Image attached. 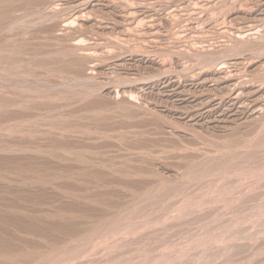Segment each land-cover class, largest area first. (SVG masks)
<instances>
[{
  "label": "rangeland",
  "instance_id": "1",
  "mask_svg": "<svg viewBox=\"0 0 264 264\" xmlns=\"http://www.w3.org/2000/svg\"><path fill=\"white\" fill-rule=\"evenodd\" d=\"M20 5L0 23V264H264V0Z\"/></svg>",
  "mask_w": 264,
  "mask_h": 264
},
{
  "label": "bare ground",
  "instance_id": "2",
  "mask_svg": "<svg viewBox=\"0 0 264 264\" xmlns=\"http://www.w3.org/2000/svg\"><path fill=\"white\" fill-rule=\"evenodd\" d=\"M31 1L32 0H0V23H2L6 18H7V16H8V14L10 15V12H11V14H12V12L14 13V10L15 11H17V10H19V9H21L22 7H23V5L21 6L20 4H24L25 6H30L31 7ZM34 1V0H33ZM16 2H19L18 4L16 3ZM15 4V6H13ZM11 6H13L12 8H11ZM11 8V9H10ZM20 11V10H19ZM16 14V13H15ZM22 15V14H21ZM12 16V15H11ZM17 17V16H16ZM10 18V17H9ZM8 19V18H7ZM11 19V18H10ZM9 19V20H10ZM13 19V18H12ZM26 19V18H25ZM17 20H19L18 19V17H17ZM22 20H23V18H22ZM22 20H20V21H22ZM12 21V20H11ZM24 21V20H23ZM8 22V20L6 21V23ZM14 22H16V21H14ZM10 23V22H9ZM13 23V22H12ZM8 24V23H7ZM11 24V23H10ZM14 24H16V23H14ZM20 25H21V23H19ZM26 24H28V23H26ZM6 25V24H5ZM17 25V24H16ZM15 25V26H16ZM25 25V24H24ZM29 25H31V24H29ZM12 27V26H11ZM1 28V27H0ZM17 29V28H16ZM240 40H242V39H240ZM17 49V48H16ZM25 50H27V49H25ZM21 53V52H20ZM14 54H15V52H14ZM19 54V53H18ZM4 55H7V54H4ZM22 55V54H21ZM6 57V56H5ZM5 57H3V58H5ZM7 57H8V55H7ZM12 58V57H11ZM6 59H8V58H6ZM18 60V59H17ZM18 61H20V60H18ZM30 63V62H29ZM18 67V66H17ZM17 67L16 68H14V66H13V69H16L15 71H17ZM20 67V66H19ZM23 68H24V66H23ZM30 68H28L27 69V71L29 70ZM21 70L23 71V69L21 68ZM1 71H2V68H1ZM4 71H5V69H4ZM26 71V70H25ZM19 72V71H18ZM29 72V71H28ZM28 72H26V73H28ZM14 74V73H13ZM24 78V77H23ZM21 79V78H20ZM4 80V79H3ZM2 80V81H3ZM24 80H25V78H24ZM21 84V83H20ZM26 85V84H25ZM30 85V84H29ZM24 93V92H23ZM3 94V93H2ZM27 94V93H26ZM25 94V95H26ZM14 99V98H13ZM27 99V98H26ZM26 102V101H25ZM13 103V102H12ZM22 103V102H21ZM8 105V104H7ZM13 105V104H12ZM22 106V105H21ZM13 107V106H12ZM15 109V108H14ZM11 112V111H10ZM1 114V113H0ZM35 116V115H34ZM31 119V118H30ZM19 125V124H18ZM20 127V126H19ZM66 127V126H65ZM62 128V127H61ZM3 129V128H2ZM17 129V128H16ZM65 130V129H64ZM69 130V129H68ZM25 131V130H24ZM70 131V130H69ZM256 137V136H255ZM256 142V141H255ZM1 144V143H0ZM15 145V144H14ZM18 145V144H17ZM18 146H20V145H18ZM4 147H7V146H4ZM3 147V148H4ZM15 148H17L16 146H14ZM67 147V146H66ZM0 148H1V146H0ZM8 148V147H7ZM14 148V149H15ZM19 148V147H18ZM5 149V148H4ZM233 149V148H232ZM1 150V149H0ZM10 150V149H9ZM13 150V149H12ZM225 150V149H224ZM231 150V149H230ZM1 151H3V150H1ZM8 151V150H7ZM223 151V150H222ZM67 153V152H66ZM236 158V157H235ZM4 159V158H3ZM16 159V158H15ZM17 160V159H16ZM28 160V159H27ZM3 161V160H2ZM1 161V162H2ZM223 161V160H222ZM8 162V161H7ZM27 162V161H26ZM2 165H4V163L2 164ZM19 165V164H18ZM6 166V165H5ZM23 166V165H22ZM25 166V165H24ZM224 166V165H223ZM233 166V165H232ZM20 167V166H19ZM28 167V166H27ZM2 168V167H1ZM25 168H26V166H25ZM24 168V169H25ZM240 168V167H239ZM246 168V167H245ZM3 169V168H2ZM28 170H29V168H27ZM31 169V168H30ZM18 170V169H17ZM0 171H1V169H0ZM4 171V170H3ZM10 172V171H9ZM16 173H17V171H15ZM27 172V171H26ZM31 172V171H30ZM237 173V172H236ZM250 173V172H249ZM3 174V173H2ZM5 174H6V172H5ZM18 174H20V173H18ZM22 174H24V173H22ZM37 174V173H36ZM221 174V173H220ZM243 174V173H242ZM232 175V174H231ZM230 175V176H231ZM5 176V175H4ZM21 176V175H20ZM24 176H25V174H24ZM256 176V175H255ZM27 177V176H26ZM26 177H21V178H23V179H25ZM223 177V176H222ZM233 177V176H232ZM28 178H29V176H28ZM207 178V177H206ZM253 178V177H252ZM12 179V178H11ZM223 179V178H222ZM2 180V179H1ZM16 180V179H15ZM28 180V179H27ZM31 180V179H30ZM220 180V179H219ZM218 181V180H217ZM263 181V180H262ZM31 182V181H30ZM29 182V183H30ZM236 182V181H235ZM247 182V181H246ZM19 183V182H18ZM27 183V182H26ZM217 183V182H216ZM231 183V182H230ZM253 184V183H252ZM30 185V184H29ZM234 186V185H233ZM28 187V186H27ZM217 187V186H216ZM251 187V186H250ZM163 188V187H162ZM211 188V187H210ZM218 188H220V187H218ZM217 188V189H218ZM229 188H231V186L229 187ZM155 190H157V189H155ZM215 190V189H214ZM160 191V190H159ZM211 191V190H210ZM216 191V190H215ZM215 191H214V194L216 195V193H215ZM229 191H230V189H229ZM232 191V190H231ZM154 192H156V191H154ZM217 192V191H216ZM257 192V191H256ZM157 193V192H156ZM163 193V192H162ZM232 193V192H231ZM155 194V193H154ZM199 194V193H198ZM208 194H210V193H208ZM213 194V193H212ZM219 194V193H218ZM249 195V194H248ZM263 195V194H262ZM206 196V195H205ZM209 196H211V195H209ZM212 197H214V196H212ZM217 197V196H216ZM215 197V198H216ZM237 197V196H236ZM234 198V197H233ZM23 199V198H22ZM139 199V198H138ZM203 199V198H202ZM201 199V200H202ZM207 200H208V197H207ZM215 200H217V199H215ZM252 200V199H251ZM259 200V199H258ZM191 201V200H190ZM211 201V200H210ZM230 201V200H229ZM232 201V200H231ZM249 201V200H248ZM142 202V201H141ZM192 202V201H191ZM217 202V201H216ZM260 202V201H259ZM186 203V202H185ZM205 203V202H204ZM210 203V202H209ZM249 203V202H248ZM168 204V203H167ZM224 204V203H223ZM226 204V203H225ZM224 204V205H225ZM250 204V203H249ZM258 204V203H257ZM264 204V203H263ZM130 205V204H129ZM134 205V204H133ZM176 205V204H175ZM261 205V204H260ZM190 206V205H189ZM193 206V205H192ZM264 206V205H263ZM262 206V207H263ZM167 207V206H166ZM181 207V206H180ZM223 207V206H222ZM226 207V206H225ZM252 207V206H251ZM255 208H256V206H254ZM254 207H253V209H254ZM176 208V207H175ZM178 208V207H177ZM176 208V209H177ZM248 209V208H247ZM257 209V208H256ZM258 209H259V207H258ZM133 210V209H132ZM220 210V209H219ZM246 210V209H245ZM130 211V210H129ZM177 211H179V210H177ZM253 211V210H252ZM260 211V210H259ZM263 211V210H262ZM25 212V211H24ZM257 212H258V210H257ZM264 212V211H263ZM125 213V212H124ZM134 213V212H133ZM177 213V212H176ZM180 213V212H179ZM184 213V212H183ZM250 213V212H249ZM248 213V214H249ZM252 213V212H251ZM250 213V214H251ZM256 213V212H255ZM247 214V213H246ZM257 214V213H256ZM255 214V215H256ZM264 214V213H263ZM135 215V214H134ZM177 215H179V214H177ZM182 215V214H181ZM254 215V216H255ZM47 216V215H46ZM258 216H260V214L258 215ZM257 215H256V217H258ZM172 217V216H171ZM216 217H218V216H216ZM261 217V216H260ZM263 217V216H262ZM31 218V217H30ZM250 218V217H249ZM35 219V218H34ZM151 219V218H150ZM253 219H255V218H253ZM263 219V218H262ZM249 220V219H248ZM248 220H246V221H248ZM259 220V219H258ZM264 220V219H263ZM48 221V220H47ZM149 221H151V220H149ZM171 221V220H170ZM233 221V220H232ZM236 221V220H235ZM237 221H239V220H237ZM252 221V220H251ZM250 221V222H251ZM253 221H255V220H253ZM115 222V221H114ZM172 222V221H171ZM244 222V221H243ZM125 223V222H124ZM226 222H224V224H225ZM229 223V222H228ZM227 223V224H228ZM45 224V223H44ZM122 224V223H121ZM158 224V223H157ZM217 224V223H216ZM235 224H237L236 222H235ZM95 225V224H94ZM145 225V224H144ZM152 225V224H151ZM206 225V224H205ZM230 225H231V223H230ZM234 225V224H233ZM238 225V224H237ZM101 226V225H100ZM106 226V225H105ZM108 226V225H107ZM160 226H162L161 224H160ZM222 226V225H221ZM224 226V225H223ZM241 226V225H240ZM256 226V225H255ZM98 227V226H97ZM125 227V226H124ZM139 227V226H138ZM192 227V226H191ZM203 227V226H202ZM227 227V229H228V226H224V228H226ZM262 227V226H261ZM260 227V228H261ZM107 228V227H106ZM126 228V227H125ZM125 228H123L124 230H126ZM176 228V227H175ZM206 228V227H205ZM215 228V227H214ZM222 228V227H221ZM229 228H231V227H229ZM233 228V227H232ZM238 228H239V225H238ZM237 228V229H238ZM101 229V228H100ZM111 229V228H110ZM223 229V228H222ZM221 229V230H222ZM226 229V230H227ZM244 229V228H243ZM253 229V228H252ZM104 230V229H103ZM105 230H107V229H105ZM104 230V231H105ZM213 230V229H212ZM212 230H211V232H212ZM224 230V229H223ZM235 230V229H234ZM233 230V231H234ZM248 230V229H247ZM259 230V229H258ZM146 231V230H145ZM133 232V231H132ZM135 232V231H134ZM156 232V231H155ZM221 232V231H220ZM219 232V233H220ZM224 232V231H223ZM227 231H225V233H226ZM248 232V231H247ZM246 232V233H247ZM104 233H106V232H104ZM109 233V232H108ZM108 233H107V235H108ZM113 233V232H112ZM120 233V232H119ZM210 233V232H209ZM225 233H224V237H225ZM245 233V234H246ZM109 234H111V233H109ZM164 234V233H163ZM222 234V233H221ZM220 234V238H221V236L223 237V235H221ZM227 234H230V233H227ZM248 234H250V233H248ZM82 235V234H81ZM95 235V234H94ZM102 235H103V233L101 234V237H102ZM105 235V234H104ZM242 235H244V234H242ZM247 235V234H246ZM121 236H122V232H121ZM124 236V235H123ZM128 236V235H127ZM136 236V235H135ZM166 236V235H165ZM205 236V235H204ZM229 236H231V235H229ZM239 236V235H238ZM237 236V237H238ZM249 236V235H248ZM68 237V236H67ZM80 237V236H79ZM106 237V236H105ZM104 237V238H105ZM116 237V236H115ZM126 237V236H125ZM162 237H163V235H162ZM208 237V236H207ZM210 237H211V235H210ZM213 237V236H212ZM212 237H211V239H209L210 241L212 240ZM234 237V236H233ZM241 237V236H240ZM206 238V237H205ZM218 238V237H217ZM227 239H228V237H226ZM225 238V239H226ZM232 238V237H231ZM234 238H236V237H234ZM234 238H232V239H234ZM103 239V238H102ZM106 239V238H105ZM114 239V238H113ZM117 239V238H116ZM125 239V238H124ZM128 239V238H127ZM139 239V238H138ZM223 239V238H222ZM223 240V242H225L226 240ZM231 239V240H232ZM253 239V238H252ZM108 240V239H107ZM159 240V239H158ZM196 240V239H195ZM198 240V239H197ZM215 240V239H214ZM217 240V239H216ZM220 240V239H219ZM235 240V239H234ZM46 241V240H45ZM200 241V240H199ZM199 241H197V243L199 242ZM205 241H207V239L206 240H204V242ZM229 241V240H228ZM57 242V241H56ZM82 242V241H81ZM124 242V241H123ZM194 242V241H193ZM202 242V241H201ZM190 243V242H189ZM207 243V242H206ZM220 243V242H219ZM228 243V242H227ZM82 244H83V242H82ZM112 244V243H111ZM158 244V243H157ZM160 244V243H159ZM88 245V244H87ZM105 245V244H104ZM185 245H187V244H185ZM201 244H199V246H200ZM204 245H205V243H204ZM232 245V244H231ZM230 245V246H231ZM78 246V245H77ZM86 246V245H85ZM94 246V245H93ZM103 246V245H102ZM121 246V245H120ZM175 246V245H174ZM194 246H196L195 244H194ZM202 246V245H201ZM226 246H227V244H226ZM240 246V245H239ZM245 246V245H244ZM83 247H84V244H83ZM169 247H172L171 245L169 246ZM181 247V246H180ZM203 247V246H202ZM232 247V246H231ZM39 248V247H38ZM79 248V247H78ZM149 248V247H148ZM167 248V247H166ZM175 248V247H174ZM190 248H192V247H190ZM90 249V248H89ZM169 249H172V248H168V250ZM194 249V248H193ZM238 249V248H237ZM27 250V249H26ZM39 250V249H38ZM88 250V249H87ZM97 250V249H96ZM177 250V252L179 251L178 249H176ZM184 250H186V249H184ZM190 250V249H189ZM188 250V251H189ZM66 251V250H65ZM78 251V250H77ZM90 251V250H89ZM170 251H173V250H170ZM183 251V250H182ZM181 251V252H182ZM206 251V250H205ZM43 252V251H42ZM52 252V251H51ZM81 252V251H80ZM166 252V251H165ZM180 252V253H181ZM184 252H186V251H184ZM229 252V251H228ZM45 253V252H44ZM75 253H77V252H75ZM80 255V253L78 252L77 253V255ZM82 254V253H81ZM100 254V253H99ZM151 254V253H150ZM159 254H161V253H159ZM169 254V253H168ZM76 255V254H75ZM74 255V256H75ZM202 255V254H201ZM229 255V254H228ZM46 256V255H45ZM49 256V255H48ZM117 256V255H116ZM162 256V255H161ZM198 256V255H197ZM234 256V255H233ZM40 257H42V256H40ZM53 257V256H52ZM51 257V258H52ZM58 257V256H57ZM61 257V256H60ZM152 257V256H151ZM181 257H183V256H181ZM232 257V256H231ZM47 258V257H46ZM45 258V259H46ZM49 258H50V256H49ZM50 258V261H52V259ZM62 258V257H61ZM76 258H77V256H76ZM83 258V257H82ZM155 258V257H154ZM165 258V257H164ZM200 258V257H199ZM10 259V258H9ZM42 259V258H41ZM56 259V258H55ZM58 259V258H57ZM121 259V258H120ZM149 259V258H148ZM157 259V258H156ZM5 260V259H4ZM78 260V259H77ZM163 260H165V259H163ZM18 261V260H17ZM40 261V260H39ZM45 260L43 259V262H44ZM48 261V260H47ZM57 261V260H56ZM132 261V260H131ZM137 261V260H136ZM153 261H154V259H153ZM182 261V260H181ZM36 262V261H35ZM41 262H42V260H41ZM43 262H42V264H43ZM53 262H54V260H53ZM125 262V261H124ZM45 263V262H44ZM49 263V262H48ZM52 263V262H51ZM56 263V262H55ZM57 263H59V262H57ZM62 264V263H61ZM116 264V263H115Z\"/></svg>",
  "mask_w": 264,
  "mask_h": 264
}]
</instances>
